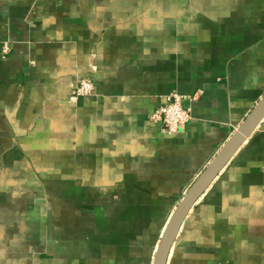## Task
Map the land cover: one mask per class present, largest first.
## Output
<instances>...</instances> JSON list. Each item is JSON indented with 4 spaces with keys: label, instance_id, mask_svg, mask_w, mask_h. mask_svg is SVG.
<instances>
[{
    "label": "crops",
    "instance_id": "crops-1",
    "mask_svg": "<svg viewBox=\"0 0 264 264\" xmlns=\"http://www.w3.org/2000/svg\"><path fill=\"white\" fill-rule=\"evenodd\" d=\"M172 92L192 119L170 136L149 116ZM263 97L264 0H0V264H153ZM168 264H264V120Z\"/></svg>",
    "mask_w": 264,
    "mask_h": 264
},
{
    "label": "water",
    "instance_id": "water-1",
    "mask_svg": "<svg viewBox=\"0 0 264 264\" xmlns=\"http://www.w3.org/2000/svg\"><path fill=\"white\" fill-rule=\"evenodd\" d=\"M263 120L264 97L180 201L161 235L153 264H168L172 247L189 212Z\"/></svg>",
    "mask_w": 264,
    "mask_h": 264
},
{
    "label": "built area",
    "instance_id": "built-area-1",
    "mask_svg": "<svg viewBox=\"0 0 264 264\" xmlns=\"http://www.w3.org/2000/svg\"><path fill=\"white\" fill-rule=\"evenodd\" d=\"M9 48L3 49V54L7 55ZM95 88L91 79L82 78L77 81L70 97L71 102L76 103L81 98L91 97ZM186 97L172 92L166 98V103L154 110L150 116V121L159 124L161 130L166 135H175L184 131L186 125L192 119V109L184 104ZM196 96L191 100H195Z\"/></svg>",
    "mask_w": 264,
    "mask_h": 264
}]
</instances>
